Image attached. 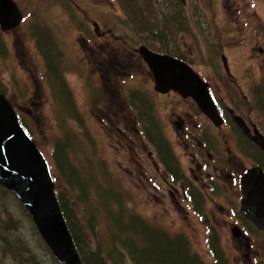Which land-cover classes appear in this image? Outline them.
<instances>
[{"label": "rangeland", "instance_id": "1", "mask_svg": "<svg viewBox=\"0 0 264 264\" xmlns=\"http://www.w3.org/2000/svg\"><path fill=\"white\" fill-rule=\"evenodd\" d=\"M13 1L23 16V22L17 30L0 32V41L4 45L3 48L0 46L4 52V55H0V86L4 88L6 98L46 157L55 180V188L63 194L68 193L66 182L59 176L53 163V154L59 139L66 140L68 144L70 139L71 147L68 150L70 163L83 176L92 174L94 182H99L95 184V189L101 194L102 204H112L114 196H117L119 191L121 203L128 216L132 214L139 217L170 235H184L189 242L190 251L195 252L205 263L213 262L208 242L210 238L211 241L216 238L224 250L228 264H250V257L254 255L261 258L259 264H264V236L239 215L238 186L227 191L222 186L219 194L216 193L220 195V198H217L212 194V190L205 192V187L196 183V187L201 191V199L198 202H188L183 194L180 196L175 190L172 192L162 176L155 177L152 172L147 171L146 153L152 149L151 147V150L149 149L144 140L146 137L144 130L150 136L155 129L150 128L148 121L140 115L141 106L143 102L147 103L149 109L143 115L146 117L150 115L149 119L154 116L153 110L164 118L165 111L171 109L167 106L171 100L155 95L153 82L149 81L145 67L143 66V69L140 67L142 62L132 63L118 59L119 73H124H116L114 76L109 69L108 72L103 71L106 73L102 80L91 75L96 70L94 65L86 67L79 33L83 14L97 22L103 30L111 27L115 35L127 34L131 38V44L144 41L143 36L138 35L137 29L129 27L125 29V25L119 22L123 20L122 12L116 5L118 2ZM159 1L166 9H174L169 7L173 5V0ZM185 1L183 15L190 26L188 31L177 35L169 33L167 29L173 30V33L176 26L169 25L167 17L162 23L165 37L159 38L163 41L166 39L165 43L157 41L153 36L150 38L147 29L145 44L152 50L166 46V52L183 53L195 68L199 66L197 70L204 71L209 82L211 78H216L211 84L221 92H225V85L228 83L220 61L221 55L225 56L229 71L239 73L238 77L243 78L247 73L264 72V52L258 51L264 50V0ZM146 18L152 21L150 15ZM34 26L36 30L41 29L48 33L53 39L50 40L51 43L56 45L53 50L58 51V58L62 63L59 66L68 89L61 90L65 99L71 98V108L75 109V115L60 103V99H63L62 92L54 90L55 88L47 82L43 59L34 39ZM250 35H254L255 38ZM177 40L178 43H175ZM129 73L131 74L128 75ZM221 73L223 74L220 77ZM255 80L258 82L259 78ZM236 82L242 86L243 93L247 96L246 81L239 79ZM66 94H69V97ZM257 98L262 109L264 92L258 93ZM133 99L137 112L135 115L129 109V101ZM103 118L106 125L101 122ZM165 129L168 138L164 140L165 144L172 147L174 151L172 156L178 159L184 175L190 177L187 174L190 157L184 149L186 143L182 139H175L171 127L166 126ZM222 141H227L229 144L227 148L236 155L231 178L236 179L243 169L259 162L260 167L264 169L262 155L244 139H236L238 146L234 139ZM232 153L229 156L233 157ZM69 180H75L71 172ZM82 186L85 184L82 183ZM228 186L231 188L229 183ZM90 192L88 202L95 203L97 197L94 189ZM73 198L67 196L70 204H74L79 220L85 228L86 220L82 215L84 204L74 203ZM2 202L6 206L5 210L11 215V220L15 221L14 230L8 232L0 230V235L3 234L5 237V243L11 246L15 242L24 241L39 264H54L53 257L38 239L39 235L35 234V228L32 230L34 225L22 212L19 204L9 195L3 196ZM0 212L4 217L2 207ZM97 216L102 218L100 214ZM119 216L125 223L124 214L120 213ZM102 224L104 225L101 223V226ZM235 226L244 231L248 240L239 242L232 237V230L237 229ZM102 231L99 229L97 233L101 240L103 235L105 241L106 235ZM5 243L0 238V264H25L2 253L1 249ZM126 261V264H131L129 260Z\"/></svg>", "mask_w": 264, "mask_h": 264}, {"label": "trees", "instance_id": "2", "mask_svg": "<svg viewBox=\"0 0 264 264\" xmlns=\"http://www.w3.org/2000/svg\"><path fill=\"white\" fill-rule=\"evenodd\" d=\"M113 1L118 2L116 5L122 12L121 19L123 20L119 22L125 25V29L128 27L137 29L142 34L146 33L145 30L149 29L151 36L157 41L159 38L163 39L165 37L162 31V27L164 26L162 23L167 17L169 18L167 23L176 26L174 27L175 31L173 33V30L167 29L171 34L176 35V33L187 32L190 27L186 21L187 18L183 15L185 7L178 0H173V5L169 6L174 8L171 10L166 9L164 4L159 0ZM141 8H146V11ZM166 10L171 12H166ZM147 15L151 16L152 21L146 18ZM33 31L35 32L34 39L36 40L37 49L43 59L47 82L55 88L54 90H60L62 92L63 99H60V103L75 115V109L71 108V98H69V100L65 99L64 93L61 90V88L65 91L68 89L64 84L61 67L59 66L62 63L58 58V51L56 49L55 51L53 50L56 45L51 43L50 40L53 39L48 33L43 32L41 29L36 30L35 26ZM115 37L119 42L126 41L128 45L131 44V38L127 34H118ZM161 41L162 40L159 42ZM0 46L1 48L4 47L1 41ZM160 49L166 51L167 47L160 46ZM0 55H4L2 50ZM1 88L3 87L0 86V93L4 94L5 90ZM66 95L69 97V94ZM70 142V139L69 144L66 140L59 139L55 145L53 163L58 170L59 176L65 180L66 188L68 189V193L63 194L55 188V193L60 210L82 264H126V260H129L131 264H228L227 258L223 252L224 250H222L216 238L209 241V247L214 256V262L205 263L195 252L190 251L189 242L184 235H170L149 225L139 217L132 214L128 216L123 203H121L118 190L117 196H114L112 200V204H102L100 199L101 194L95 189V184L99 182H94L95 179L92 177V174L86 177L83 176L79 170H76L70 163L68 152L71 147ZM170 153L171 148L167 145V154L170 155ZM175 166L177 167L176 164ZM69 172L75 176L74 181L69 180ZM181 179H183L182 176ZM82 183L85 184L84 187ZM183 183L189 185L186 179L183 180ZM91 189H94L97 197L95 203L88 202V195L91 193ZM8 195L19 204L22 212L31 220L17 198L12 193L0 187V208L2 207V211L5 213L3 217L0 212V230L4 232L15 229V221L14 219L11 220V215L5 210L6 206L2 202V197ZM67 196L70 198L73 196L75 198H73L74 203L76 204H84L82 215L86 220L85 228L79 220L74 204H70ZM193 200L194 202L200 201L197 195L193 197ZM114 204H116V206H113ZM120 213L124 214L125 223L120 219ZM97 214H100L102 218H99ZM101 223H104V225L102 224L101 226ZM32 228V230H34V227ZM99 229H102V232L105 233L106 243L102 233L100 234L102 235L103 242L101 236L97 233ZM34 232L38 235L36 230H34ZM89 235H91L92 238H90ZM0 238L5 243L3 234L0 235ZM38 239L41 240L40 237H38ZM1 251L3 254L10 255L12 259L16 261L21 260L25 264H39L36 257L31 254L28 244L24 241L19 243L15 242L11 244V246L5 243ZM54 264L57 263L55 262Z\"/></svg>", "mask_w": 264, "mask_h": 264}, {"label": "flooded vegetation", "instance_id": "3", "mask_svg": "<svg viewBox=\"0 0 264 264\" xmlns=\"http://www.w3.org/2000/svg\"><path fill=\"white\" fill-rule=\"evenodd\" d=\"M141 9L146 11V8ZM81 21L82 24L80 25L79 33L82 39L81 47L82 53H84L85 65L86 67L88 65L95 66L96 70L91 75L95 76L96 79L102 80L104 73L108 72L109 69L114 76L116 73L123 74L124 72L119 73L120 62L118 59H121L124 61L128 60L132 63L142 62L140 67L142 69L143 66L145 67L149 76V81L153 82L151 72L138 54V49L144 47L155 54L163 55L187 64L201 78V80L207 84L208 94L215 106L214 113L217 114L220 122L218 125L213 123L209 117L198 108L190 97H182L174 91L160 94L153 89L155 95L167 99L169 98V100H171L167 103V106L171 109L165 111L164 118H161L155 110H153L154 116L150 117V119V115L147 117L143 115V113H146L149 109L147 103L143 102L140 115L144 116V119L148 121L150 128L155 129L152 134L150 133V136H148L146 130H144L146 136L144 140L146 144L149 145V149L150 147L152 149H150L151 152L146 153L145 159L148 166L147 171L152 172L151 174L155 177L157 175L162 176L172 192L175 190L178 195H193L190 191L188 194L186 186L182 180L175 179L173 176L174 182L171 183L169 180L170 175L186 176L180 168L178 159L172 156V153H174L172 147L170 155L166 154L167 147L163 141L168 139L165 129L167 126V128L171 127L174 130L175 139H182L186 143L184 144V149L190 157V167L187 174L188 176L190 175L188 178L194 186H196V183H198L197 185L202 184L201 187H205V192L212 190V194L214 195H216V193L219 194L222 186L226 188V191L231 189L234 190L237 186L239 189V179L247 168L243 169L241 175L236 179L231 178L234 173L233 167L236 155L230 152L229 148H227L229 144L227 141H222V139H234L236 146H238L236 139H244L247 144L262 155V161H264V154L249 140V137L240 130L234 120L236 117L241 118L248 129V134L250 136L254 137L255 133H258L264 138V106L262 109L260 108L257 98L258 93L264 92V72H246L247 74L241 78L238 77V75H240L239 73H232L229 71L227 63L226 65L222 64L225 69L224 74L228 83L225 85V92H221L220 89L214 88L211 84L212 80L216 78H211L209 82L208 76L203 73L204 71L197 70L196 68L199 66L195 68L183 53L166 52L162 51L160 48L159 50H152L147 44H145L147 40L146 30V33L144 34L138 31V35L143 36L144 38L143 42H136L128 45L126 41H117V38L115 37L116 35L111 27H106L103 30L97 22L90 19L85 14L82 15ZM91 26L93 27L92 31ZM252 31H254V28H252ZM177 34L178 33H176V35ZM250 37L255 38L254 35H250ZM165 40L166 39L161 42L165 43ZM175 43H178V40ZM258 51L260 53L264 52V50L261 49H258ZM130 74L131 73L128 75ZM222 74L223 73L220 74V77ZM257 77L259 78L258 82L255 80ZM239 79H242L243 82L246 81L245 89L248 93L247 96L244 95L242 86L240 87L238 82H236ZM129 107L131 113L135 115L137 112L134 99L131 102L129 101ZM104 121L103 118L101 122L106 125ZM169 139L171 138L169 137ZM231 153L233 154V157L229 156ZM140 159L142 160L141 157ZM228 183L231 185V188L228 186ZM216 197L220 198V195H216ZM247 246L250 249L249 244H247ZM260 261L261 258L256 257L255 255L254 257H250V264H259Z\"/></svg>", "mask_w": 264, "mask_h": 264}, {"label": "water", "instance_id": "4", "mask_svg": "<svg viewBox=\"0 0 264 264\" xmlns=\"http://www.w3.org/2000/svg\"><path fill=\"white\" fill-rule=\"evenodd\" d=\"M185 5V0H179ZM22 16L12 0H0V31L17 29ZM138 54L150 70L154 91H174L190 97L209 119L218 125L217 114L207 92V85L185 63L152 53L144 47ZM226 65V59L221 57ZM240 130L264 153V138L252 137L241 118H234ZM0 186L13 193L26 209L39 236L58 264H82L60 211L54 181L42 152L20 124L13 107L0 94ZM240 213L264 233V173L249 169L241 179ZM235 238L240 237L232 230Z\"/></svg>", "mask_w": 264, "mask_h": 264}]
</instances>
